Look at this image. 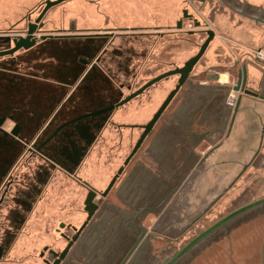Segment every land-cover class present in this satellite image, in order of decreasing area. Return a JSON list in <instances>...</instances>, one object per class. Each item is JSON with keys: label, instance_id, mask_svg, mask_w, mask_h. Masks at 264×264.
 Here are the masks:
<instances>
[{"label": "rangeland", "instance_id": "obj_1", "mask_svg": "<svg viewBox=\"0 0 264 264\" xmlns=\"http://www.w3.org/2000/svg\"><path fill=\"white\" fill-rule=\"evenodd\" d=\"M76 2L64 4L68 14L63 20L54 14L49 15L48 20H52L57 26L68 25L75 17L72 10ZM21 15H17L16 19L11 21L18 20ZM56 17L58 20H55ZM185 27L192 29V24L189 22ZM48 45L50 47L47 52L48 71L44 75L51 80L58 74L65 75L66 70L59 64L61 62L56 47H53L51 42H48ZM195 49L197 51V47ZM129 53L131 59L127 63L124 60L114 61L109 69L116 73L117 82L140 86L156 74L153 63L150 62L151 50L145 45L137 52L133 46L132 49L129 47ZM76 54L71 50L65 55L72 61L69 63L72 69L77 60ZM253 57L257 64L264 65V59ZM184 60L181 58L177 64H183ZM37 61L34 58L32 60L33 63ZM39 66L37 62V68ZM61 68V72L58 73ZM40 72L42 71H38L39 74ZM69 75L70 72H67L65 76ZM19 76L15 78L8 75L0 76V116L15 115L18 122L25 125L24 134L35 146L46 140L67 120L120 99L117 85L106 84L101 76H97L91 82L94 86L89 90L91 93L89 91L80 93L79 100L83 101L82 104L75 105L73 98L69 105L61 109L60 104L69 93L67 90L50 84L48 79V83H40L45 79L37 81L38 78L33 80L30 77L24 78L23 74ZM28 80H31V84ZM259 80L263 82V78L260 77ZM234 81L235 79L228 77L226 82L212 83L204 93L194 94L191 90L194 89L195 83L191 82V76L188 78L109 197L103 201L92 220L91 227L81 238L80 244L87 245L90 241L89 244L95 247V255L88 260L90 264H120L124 259H126L124 264H169L206 230L245 206L264 199L263 140L261 151L253 164L230 191L182 237L172 240L151 232L159 215L171 202L201 157L224 137L233 109L229 101L232 98L236 100L237 97V92L232 89ZM171 89L172 86L159 95L153 89L150 90L148 94L115 113L114 118L128 124L145 125ZM107 91L109 94H105ZM124 113L128 114V118L124 116L126 118L124 119L121 116ZM11 125L12 123H8L7 127ZM86 125L84 124L82 128L88 130L89 126ZM107 132L111 136L107 137L109 142L107 148H101L102 156L94 158L95 164L85 161L81 172L87 180H94L104 173L106 175L104 181L96 184L99 190L106 187L109 178L132 151L141 129L122 130L126 140L122 147H119L121 132L114 127ZM71 133L66 131L65 137H59L57 141L51 142L48 148L52 151L59 150L57 143L65 139L68 141L64 140L65 154L70 156L73 151L80 150V156H83L82 151L85 149L83 143L76 137H71ZM110 148L114 149L118 158L112 160L111 165L106 164L105 168L104 161ZM24 156L23 147L17 140L0 137V198L6 182L4 178L15 164L14 176L28 182L35 193L16 185L8 191L0 206V246L5 251L0 264H41L38 253L50 241L49 236H46L47 230L51 232V236L62 220L66 223L73 222L79 227L86 218L83 201L86 192L81 188H74L76 184H73L71 179L60 172H53L49 165L41 162L36 164V160L27 162ZM124 181H127V184L123 191ZM74 200L79 202L78 207L74 206L79 208L78 216L71 215L69 211ZM86 261L80 257L81 264H86Z\"/></svg>", "mask_w": 264, "mask_h": 264}, {"label": "flooded vegetation", "instance_id": "obj_2", "mask_svg": "<svg viewBox=\"0 0 264 264\" xmlns=\"http://www.w3.org/2000/svg\"><path fill=\"white\" fill-rule=\"evenodd\" d=\"M56 1L58 0H0V53L11 51L15 48V43H20L24 39H29L26 43L33 42L28 48L21 47L12 54L0 55V76L8 75L15 78L20 77L19 75L23 74L26 79L28 77L33 78V80L38 78L37 81L45 79V81L40 83H48L47 81L49 80L50 84H55L59 89L64 91L67 90V93L69 92L68 96H66L60 104L61 109L66 107V105H69L70 100L73 98V103L75 105L82 104L83 101L81 102L79 100L80 93L82 91L85 92L93 89L94 86L91 82L97 76H101L106 84L112 85L115 83L119 89L120 99L117 102H110L105 107L84 112L81 115L67 120L58 126L52 134L38 146H35V144L28 139V136L24 134L25 125L18 122V118L13 114L0 116V137L17 140L23 147V155H25L24 158H27V162L36 160V164L41 162L44 165H49L53 169V172H60L68 179H71L73 184H76V187L74 188H81L86 192V198L84 197L83 200L86 218L83 224L78 227L73 222L66 223L62 220L55 229V232L53 233L54 235L50 236L51 232L47 230L46 236H49L50 241H48L38 253V258L41 260V264H81L80 257L87 260L86 264H90L88 260L91 256L95 255V247H92L91 244H89L90 241L87 245L80 244V240L91 227L92 220L103 201L109 197L124 174L126 168L136 157L141 147L129 159L135 148L134 146L129 155H126L122 164L117 167L113 176L109 178L106 187L102 190H99L96 184L104 181L106 175L101 173L98 178H94L96 181L85 179L81 175L84 163L87 161L95 164L93 163L95 162L94 158H97L100 155L102 156L103 153L101 152V148H107V144L109 143L107 137L111 136L107 131L112 127L116 128L117 131L119 130V133L121 132L119 136V147L123 146L125 140V136L122 133V130L124 129H141L139 138L142 136L144 126L151 121L169 94L175 90L179 83L180 74H170L146 88L140 95L131 99L127 103L111 110H109V108L138 92L142 87L155 78L177 69L184 68L185 63L188 60H184L183 64H177L171 57L167 56V54H157V50L159 41L170 40L177 25H180L181 29L185 28L186 24L191 22L189 17H193V15L187 8L181 10L180 15L175 22L171 25H167L164 28V32H160L157 21H154V12L150 15V25L146 26L142 24V15L140 11L142 0H67L53 5L46 10L49 3H54ZM73 1H79L80 6H74L72 14H74L75 17L68 25L57 26L52 23V20H48V16L51 14H54L55 16L59 15L61 20H63V18H65L64 16L68 14L67 9L64 8V4ZM81 3H86L88 5L87 12H85ZM21 13L23 14L21 15ZM19 14L21 15L20 18L12 22L11 19H16ZM55 20H58V17H56ZM195 20L198 22L197 19ZM31 30L32 33L30 34L29 32ZM48 42H51V45L56 47L55 50L56 52H59V60L61 62L59 64L63 65L62 68L66 70L65 75L67 72H70L69 76L58 74L54 79L50 80V78H47L44 75V73H47L48 71L47 52L50 50ZM145 45L149 46L151 50L152 59L150 62L153 63V70L156 74L140 86L117 82L115 79L116 73L109 69L113 62H122V60H124L125 63H127V61L131 59L129 47L132 49L133 46H135L136 51L138 52L139 48H143ZM69 46H71V48H69ZM71 50L77 53V60L75 61L73 69L69 65L72 61L65 56L67 55V52ZM113 51H115V53ZM33 58L34 60H38L37 62H39L40 65L39 68H37V62H32ZM257 65L262 70L261 73H263L264 67L259 64ZM62 68L58 70V73L61 72ZM239 70L240 69L237 70L233 67L228 71L227 78L232 77L235 79L232 89L237 85ZM38 71H42L40 72L41 74H39ZM234 73L235 75L233 76ZM175 77L176 79L174 80ZM28 81L29 84H31V80ZM187 81L188 78L186 82ZM185 83L180 87L177 94ZM170 86H172V89L168 91L150 121L145 125L135 123L128 124L114 118L116 115L115 113L126 108L136 99L148 94L150 90L153 89V91L159 95ZM247 87L259 92H263L264 90L262 82L253 85L250 81L249 75ZM89 93L91 92L89 91ZM105 94H109L108 91ZM172 101L169 103L163 114L166 112ZM97 112L100 113L95 114ZM91 114L95 115L90 116ZM163 114L160 119L163 117ZM121 116L123 118L124 116L128 118L127 113H124ZM8 123H12V125L7 127ZM84 124L89 126L88 130L82 128ZM42 125H44V123ZM154 127L146 136V139L151 136ZM66 131H71V137H76L78 140H81L85 147L84 151H82L84 152L83 156H80V150L73 151L70 156L65 154V139L57 143L59 150L52 151L48 148L51 142L55 140L57 141L59 137H65ZM104 149L103 151H105ZM104 154H106V151ZM120 157L121 155H119V158ZM106 158L104 161L105 168L107 167L106 164L112 163V160L115 161L118 156L114 153V149L110 148L107 151ZM15 165L4 178L6 182L2 197L0 198V206L8 191L16 185H21L28 189L30 193H34V190L30 187L28 182H25L24 180L21 181L14 176L13 170ZM32 173L35 174L33 171ZM34 177L35 180H37V177ZM126 184L127 181H124L122 184L123 191L126 189ZM78 203V200H74L71 203L72 207L69 209L71 215L78 216L77 213H79V208L74 207L76 205L78 207ZM4 253V248L0 246V261L3 259ZM125 258H127V256ZM125 260L126 259L120 264H124Z\"/></svg>", "mask_w": 264, "mask_h": 264}, {"label": "water", "instance_id": "obj_3", "mask_svg": "<svg viewBox=\"0 0 264 264\" xmlns=\"http://www.w3.org/2000/svg\"><path fill=\"white\" fill-rule=\"evenodd\" d=\"M63 1L67 0L49 3L46 10ZM189 19L194 22L195 27H201L192 16ZM177 29L180 30L181 26L177 25ZM29 33L31 34L32 30ZM205 35L207 38L198 53L185 63L184 68L155 78L138 92L109 108L111 110L127 103L170 74H180L175 90L169 94L151 121L144 126V132L129 159L141 147L180 87L191 76L194 67L198 65L215 36L211 30L205 31ZM28 40L15 43L14 49L0 55L12 54L21 47L28 48L33 44L26 43ZM251 65L262 71L257 64ZM248 75L247 65L242 66L237 85L233 88L237 92V97L224 137L201 157L171 202L159 215L151 232L172 240L182 237L230 191L258 157L264 140V92L247 87ZM218 79V75L213 77L214 81ZM169 264H264V199L245 206L206 230Z\"/></svg>", "mask_w": 264, "mask_h": 264}, {"label": "crops", "instance_id": "obj_4", "mask_svg": "<svg viewBox=\"0 0 264 264\" xmlns=\"http://www.w3.org/2000/svg\"><path fill=\"white\" fill-rule=\"evenodd\" d=\"M79 4L77 1L73 6L79 7ZM82 5L87 12L88 5ZM185 8L201 27H195L191 21L192 29L176 28L170 40L159 41L157 54L167 53L176 63L181 58L189 60L206 40L205 31L214 32L213 40L191 75V82L195 83L191 93H204L212 86L210 84L226 82L231 68L238 70L247 64L252 84H259L261 77L264 87V71L261 73L251 65L257 63L253 59L255 53L264 50V0H142V24L150 25V15L154 12V21H157L159 31L164 32ZM215 75L219 76L217 81L213 80Z\"/></svg>", "mask_w": 264, "mask_h": 264}, {"label": "built area", "instance_id": "obj_5", "mask_svg": "<svg viewBox=\"0 0 264 264\" xmlns=\"http://www.w3.org/2000/svg\"><path fill=\"white\" fill-rule=\"evenodd\" d=\"M255 56H256V58H258V59H264V50H259V51H257V52L255 53ZM234 104H235V100H234V98H232V99L229 101V105H230V107H233Z\"/></svg>", "mask_w": 264, "mask_h": 264}, {"label": "bare ground", "instance_id": "obj_6", "mask_svg": "<svg viewBox=\"0 0 264 264\" xmlns=\"http://www.w3.org/2000/svg\"><path fill=\"white\" fill-rule=\"evenodd\" d=\"M199 22V21H198Z\"/></svg>", "mask_w": 264, "mask_h": 264}]
</instances>
